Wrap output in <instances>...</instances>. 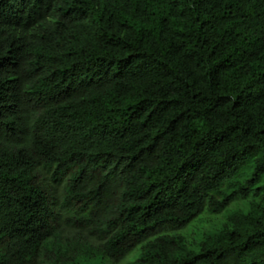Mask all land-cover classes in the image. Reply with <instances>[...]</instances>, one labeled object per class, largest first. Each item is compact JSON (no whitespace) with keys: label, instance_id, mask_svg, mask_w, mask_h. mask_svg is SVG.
I'll list each match as a JSON object with an SVG mask.
<instances>
[{"label":"trees","instance_id":"obj_1","mask_svg":"<svg viewBox=\"0 0 264 264\" xmlns=\"http://www.w3.org/2000/svg\"><path fill=\"white\" fill-rule=\"evenodd\" d=\"M133 252L264 264V0H0V264Z\"/></svg>","mask_w":264,"mask_h":264},{"label":"rangeland","instance_id":"obj_2","mask_svg":"<svg viewBox=\"0 0 264 264\" xmlns=\"http://www.w3.org/2000/svg\"><path fill=\"white\" fill-rule=\"evenodd\" d=\"M226 213H227V209L224 212L222 211V213H221L222 215H219L218 217H216L217 218L216 220H220V218H223V216H225ZM197 218L195 219L196 221L194 220V222H191L190 224H188L187 227L184 228L185 230H183V232H186V233L191 232V230H194L192 228H196V227L206 228V227L209 226L207 224L208 221L209 220H212V217L207 212H203L199 216V218L198 219ZM199 232H200L199 229H197L196 231L194 230L193 235L194 234L195 235H198ZM137 248H138V246L135 247L134 249H137ZM134 257H135V255H134V252H133V253H131V255H129V256L127 255L124 259H122L121 261H119L117 264H130L131 263V260Z\"/></svg>","mask_w":264,"mask_h":264}]
</instances>
